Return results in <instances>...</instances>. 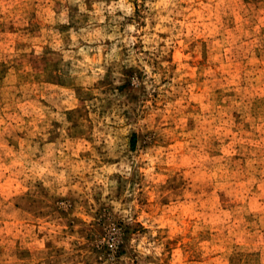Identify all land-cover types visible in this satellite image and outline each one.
<instances>
[{
    "label": "rangeland",
    "instance_id": "374dc122",
    "mask_svg": "<svg viewBox=\"0 0 264 264\" xmlns=\"http://www.w3.org/2000/svg\"><path fill=\"white\" fill-rule=\"evenodd\" d=\"M0 264H264V0H0Z\"/></svg>",
    "mask_w": 264,
    "mask_h": 264
}]
</instances>
